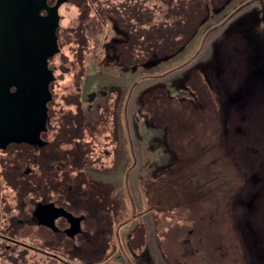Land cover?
<instances>
[{
	"label": "rangeland",
	"instance_id": "374dc122",
	"mask_svg": "<svg viewBox=\"0 0 264 264\" xmlns=\"http://www.w3.org/2000/svg\"><path fill=\"white\" fill-rule=\"evenodd\" d=\"M222 1L59 8L55 101L67 115L79 100L95 126L82 169L103 181L133 264H264V0ZM21 251L0 264L52 263Z\"/></svg>",
	"mask_w": 264,
	"mask_h": 264
},
{
	"label": "flooded vegetation",
	"instance_id": "af4514ba",
	"mask_svg": "<svg viewBox=\"0 0 264 264\" xmlns=\"http://www.w3.org/2000/svg\"><path fill=\"white\" fill-rule=\"evenodd\" d=\"M57 1L47 0L46 5L50 7ZM70 1L61 2L58 14L60 6ZM83 2L88 7L92 6V0H83ZM223 2L225 4L226 0ZM237 8L235 7L233 11ZM47 15V9L38 11V16L41 18ZM60 19L59 14L56 28V43L59 50L47 59V69L54 77L48 82L51 95L45 101V128L39 132L42 144L9 141L4 146H0L2 153L0 156V203L3 213L0 228V259L18 261V259H23L24 252L21 250L27 249L36 251L38 254L36 262L49 259L52 260L51 264H111L114 260H118V254H121L126 264H133L132 257L127 253L123 254L125 251L122 248V239L124 238L119 231L123 226L121 225L123 221H115V212L108 206L107 192L103 189V183L93 179L92 182H88L82 169L83 164L92 163L91 141L82 138L86 131L95 126L92 127V123L86 121V114L79 100H74L75 110L74 112L69 111L67 115L62 112L60 102L55 101L53 86L57 82L55 74L57 65L51 64V60L61 51L58 40ZM242 23L237 22V26H242ZM83 25L85 24L78 26L80 32ZM36 67L38 68L39 65ZM17 91L18 85L10 86L9 92L12 95ZM40 96L41 94H34L36 100L42 97ZM37 117H40V113L21 110L15 114L12 108L8 109L4 118H0V130H3L0 138L8 140L30 136L33 131L27 134L26 129L36 130L38 128L37 124L32 122ZM13 120H17V123H13ZM28 121L32 123L29 124ZM21 123H24V126ZM4 131L7 132L4 133ZM49 131H51V139L47 136ZM61 144L69 147L66 151L67 155H61L59 152ZM21 145L26 150H32L31 154L27 152L28 156L39 161L42 165L41 173L29 172L26 168L25 172L20 173L21 177L16 176L18 175L16 173L17 164L20 161L12 155L14 150ZM47 164H50L49 167H45ZM70 178L73 181L71 184L68 182ZM26 192H33L34 196L26 199L23 197ZM9 198L12 199V204L14 201L13 205L9 202ZM26 201L30 202L33 207L29 212L25 210ZM26 223H41L40 225L49 229L52 236L49 240L44 239L42 244L53 247V251L43 246L26 243L19 238L18 234ZM134 234L131 233L126 237L131 240L129 245H132V248L134 247ZM13 247L21 248L15 256L10 253Z\"/></svg>",
	"mask_w": 264,
	"mask_h": 264
},
{
	"label": "water",
	"instance_id": "95a60500",
	"mask_svg": "<svg viewBox=\"0 0 264 264\" xmlns=\"http://www.w3.org/2000/svg\"><path fill=\"white\" fill-rule=\"evenodd\" d=\"M46 1L0 0V118L3 119L11 108L15 114L21 110L40 113V117L32 121L38 128L26 129L27 134L33 131L30 136L8 140L0 138V146L9 141L42 144L39 132L45 128V101L51 95L48 82L54 77L47 69V59L59 50L56 28L58 7L63 0L50 7H47ZM40 9H47L48 15L39 17ZM15 84L18 91L12 95L9 88ZM35 93L42 97L36 100ZM28 122L30 124L31 121ZM13 123H17V120H13ZM21 125L24 126V123Z\"/></svg>",
	"mask_w": 264,
	"mask_h": 264
},
{
	"label": "crops",
	"instance_id": "0c3cea01",
	"mask_svg": "<svg viewBox=\"0 0 264 264\" xmlns=\"http://www.w3.org/2000/svg\"><path fill=\"white\" fill-rule=\"evenodd\" d=\"M20 149L17 148L16 150H14L13 155H12V157H14L16 160L20 161V163L17 164L18 165V169H17L16 173L18 175H16V176L17 177H21L20 173H22L23 171L25 172L26 168L28 169L29 172L41 173L42 172V169H41L42 165L39 164L38 160L35 159V158H33V159L29 158L28 153H26L24 151H21ZM1 155H2V153L0 152V156ZM29 162L30 163L32 162V164H35V169L34 168L32 169V167L29 164ZM36 163H38L40 165L39 168H38V165ZM50 164H47L45 167H49ZM83 165H85V164H83ZM83 170H84V173H85V176H86L85 179L88 182H92L93 178L91 176L87 175L86 169H83ZM46 171L48 172L49 170H46ZM93 180H95V181H97L99 183H103V181H101V180H96V179H93ZM68 182H69V184L73 183L72 178H70ZM7 193H8V189H7ZM33 196H34L33 192H26L23 197L27 199V198L33 197ZM9 202L12 204V199L11 198H9ZM13 204H14V201H13ZM32 208H33L32 204L30 202L26 201V205H25L26 212H29ZM11 213H13V212H11ZM40 224L41 223H26V224H24L22 229H21V231H20V233L18 234V236H19V238L22 241H25L26 243H30V244L35 245V246H43V248H45L47 250H50V251H53V247H48V246H45V245L42 244L43 243L42 241L44 239L40 236L41 234L39 233V230H41V228H44V229H47V228L45 226H43V225H40ZM29 251H30V254L32 256H34L35 258L38 256L36 251H31V250H29ZM14 252L15 251H13V250L10 251V253H12L13 256H15V253H16V252L15 253Z\"/></svg>",
	"mask_w": 264,
	"mask_h": 264
},
{
	"label": "built area",
	"instance_id": "2783aa9c",
	"mask_svg": "<svg viewBox=\"0 0 264 264\" xmlns=\"http://www.w3.org/2000/svg\"><path fill=\"white\" fill-rule=\"evenodd\" d=\"M3 222V213H2V207H1V203H0V228Z\"/></svg>",
	"mask_w": 264,
	"mask_h": 264
}]
</instances>
